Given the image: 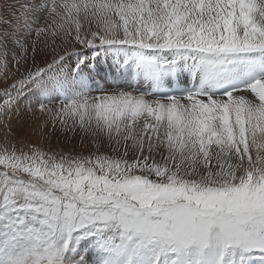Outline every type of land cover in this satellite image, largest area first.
<instances>
[{
  "label": "snow or ice",
  "instance_id": "6c2138e0",
  "mask_svg": "<svg viewBox=\"0 0 264 264\" xmlns=\"http://www.w3.org/2000/svg\"><path fill=\"white\" fill-rule=\"evenodd\" d=\"M0 24V118L35 90L91 142L5 141L0 264H264V0H5ZM33 34L124 83L36 65Z\"/></svg>",
  "mask_w": 264,
  "mask_h": 264
},
{
  "label": "rangeland",
  "instance_id": "374dc122",
  "mask_svg": "<svg viewBox=\"0 0 264 264\" xmlns=\"http://www.w3.org/2000/svg\"><path fill=\"white\" fill-rule=\"evenodd\" d=\"M17 2V0H9V2ZM0 4H3L5 0H0ZM14 2V3H15ZM23 2V0H19ZM6 26L0 24V33L5 30ZM34 36V34H33ZM30 38V41L33 39ZM53 41H55L53 43ZM37 52L35 54L36 65L44 66L45 62L51 63L53 58H59L60 55H64L65 59L69 60V66L74 64L78 58L88 57L89 68L93 75L96 77V84L99 87H107L115 83H124L123 80H114L111 76L108 65L104 63L103 57L98 58L100 61L99 69L93 68L92 65L95 61L91 60V51L83 49L82 45L75 42L72 37H52L43 34L42 41H37ZM78 49H83L79 53ZM32 55L31 53L29 54ZM15 62L9 65L10 74L8 80L4 81L0 76V89L5 86L6 82H11L13 76L11 73H15L17 69ZM26 67L29 70H34L32 59H29ZM3 68L0 66V71ZM24 68H20L22 73ZM105 78L106 82L104 79ZM19 73H16L15 79H19ZM134 87L139 86L135 80H129ZM39 99L38 93L35 90L25 91L21 93L18 101V107L14 114H11V119L0 118V148L3 147L5 141L17 143L23 141L25 143L35 144L44 151H71L74 154L83 152L87 154L88 146L91 143L89 139H85L84 143H81L80 135H73L71 132L64 131L59 119H54L53 112L60 107L59 103L54 106L53 112L40 111L37 107V101Z\"/></svg>",
  "mask_w": 264,
  "mask_h": 264
},
{
  "label": "bare ground",
  "instance_id": "6f19581e",
  "mask_svg": "<svg viewBox=\"0 0 264 264\" xmlns=\"http://www.w3.org/2000/svg\"><path fill=\"white\" fill-rule=\"evenodd\" d=\"M13 2V1H12ZM15 2V1H14ZM1 3V2H0ZM42 36H43V34L40 36V37H36L35 35L33 36V39L32 40H37V41H42Z\"/></svg>",
  "mask_w": 264,
  "mask_h": 264
}]
</instances>
